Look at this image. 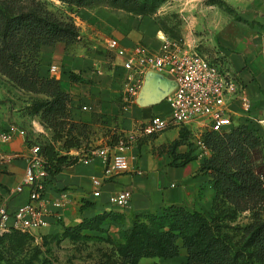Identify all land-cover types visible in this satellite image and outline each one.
Segmentation results:
<instances>
[{"label":"crops","instance_id":"crops-1","mask_svg":"<svg viewBox=\"0 0 264 264\" xmlns=\"http://www.w3.org/2000/svg\"><path fill=\"white\" fill-rule=\"evenodd\" d=\"M253 8L254 17L257 18L255 20L264 26V0H255ZM157 30L155 25H147L145 19H136L118 24L112 34L119 46L126 49L137 44L158 48L160 41ZM87 36L93 37V32ZM109 39L105 40V50L110 52L109 55L80 48L82 35L78 42L68 48L62 42L41 47V73L58 79L62 90L70 94L71 120L87 130L90 149L87 148V142L85 145L83 143L81 149H70L68 154L80 156L79 161L57 175L45 176L44 197L55 200L64 192L69 201L62 211L61 219L48 216V225L40 231L49 234L59 230L63 232L65 227H74L84 220L105 216L107 221L102 226L123 224L128 218L124 213L157 212L172 204L188 209L195 207L192 209L201 212L200 205L204 202L208 204L209 200L210 209L212 207V184L209 176L201 171V165L210 151H204L200 156L192 150L197 140L208 130L200 120L184 127L170 128L176 130L170 142L156 144L165 131L151 137H138L128 150L130 155L135 156L131 161V170L105 180L100 195L93 196L92 180L102 177L103 163L98 157H93L91 151L104 145H113L119 137L129 136L141 119H149L153 115L168 116L170 112L169 106L167 111L161 112V103L140 107L131 101L125 88V79L129 73L123 70L122 59L107 48ZM253 39L255 42L251 46L248 42ZM223 52L231 72L244 88L242 96L228 101L232 118L242 123L246 115L244 99L251 105V101L260 99L259 85L264 88V33H245L233 46L225 45ZM251 57H258L262 64L245 68V61L249 63ZM52 65L57 67L55 72L50 71ZM71 73L79 74L80 81H73ZM30 97L44 98L43 95L16 88L0 74V131L14 124L26 134L25 137L17 134L11 141L0 143V205H6L9 211H14L28 201V189L22 193H13L25 175L30 156L27 141L34 140L39 144L44 136L49 140L52 136L51 131L45 127L41 134L33 131L32 121L40 122V119L28 113ZM28 98L29 101H24ZM77 137L83 142L82 135L77 134ZM175 142L177 145L173 148ZM187 154L190 159L180 165L185 159L183 156ZM85 158L90 159L88 164L80 161ZM138 170H141V174L136 173ZM124 188L132 189L129 206L121 208L109 204V196ZM114 214H118V217H114Z\"/></svg>","mask_w":264,"mask_h":264},{"label":"trees","instance_id":"trees-1","mask_svg":"<svg viewBox=\"0 0 264 264\" xmlns=\"http://www.w3.org/2000/svg\"><path fill=\"white\" fill-rule=\"evenodd\" d=\"M59 1L86 8L101 0ZM79 38L74 20L52 10L43 0H0V74L16 88L44 96L36 101L35 115L52 133L49 143L40 144L44 168L51 176L79 161L80 156L68 152L82 148L77 134L83 127L71 120V97L62 90L60 81L42 75L41 47L62 42L68 48ZM70 77L80 81L79 74L71 73ZM33 110L31 103L28 113ZM201 138L210 151L201 171L209 176L214 192L211 213L172 204L157 213L136 214L130 235L119 246L125 263H139L142 258L172 260L180 255L182 247L186 257L181 264H264V139L245 121L222 131L207 130ZM183 157L180 165L190 159L189 154ZM243 213L249 214L250 222L241 227L244 242L236 247L220 222ZM138 216L155 227L149 228ZM105 221L107 216L87 219L65 227L63 233L100 230ZM12 233L22 232L3 233L0 240ZM251 248L256 252L254 257Z\"/></svg>","mask_w":264,"mask_h":264},{"label":"rangeland","instance_id":"rangeland-1","mask_svg":"<svg viewBox=\"0 0 264 264\" xmlns=\"http://www.w3.org/2000/svg\"><path fill=\"white\" fill-rule=\"evenodd\" d=\"M43 1L47 2L52 10L61 15L70 16L74 20L79 30L82 31L80 35H82L83 40L79 43L80 48L84 47L106 55H109L110 52L105 50V40L115 37L112 34L113 29L118 24L130 23L136 19H145L147 25H155L158 28L157 33L161 30L169 38L181 40L182 42L188 41L189 45L191 44L190 29L193 26L203 29L205 20L210 19L216 31L205 36L200 45L195 48L198 52L209 57L216 54L222 56L223 59L227 57L223 54L225 45L233 46L239 39H242L245 33L247 34L250 31L264 33V26L256 21L257 18L254 17L253 5L255 0H235L236 7L230 6L231 0H206V3L216 7L211 10H204L196 16L186 15L180 7V0H101L99 3L86 8H77L59 0ZM165 3L168 7L160 15H157V8ZM185 20H190V23L185 24ZM92 32L93 37H88V33L91 34ZM254 42L253 39L248 44L253 46ZM261 64L258 57H251L249 63L245 61V68L249 69V65L254 67V65L260 66ZM259 93L261 95L260 99L251 101L250 108L243 121L256 127L264 137V88L260 85ZM30 99V102L34 105L31 116H35V106L37 107L38 102L36 103V101L38 98L30 97ZM30 99H24V101ZM134 103L136 104V102ZM167 103L166 99L159 105L161 112L168 110ZM146 120L141 119L140 123ZM232 120L236 125V119L232 118ZM79 132L83 136L84 145L87 142V148L90 149V146H88L89 141H87L89 138L87 130L82 128ZM175 134V129L166 130L156 141V144L170 142ZM27 142L28 146L38 143L34 140ZM46 143H49V138L44 136L39 141V145ZM192 150L200 156L204 153V150L199 148L198 145L193 146ZM206 203L200 205V210L203 213L210 214L209 200L208 204ZM192 208L189 209L193 210ZM144 212L146 211L140 213ZM140 213H124L125 215H122L128 218L123 224L111 223L109 226L105 224L104 228L94 231L83 230L82 232L69 231L63 233L59 230L49 234L39 230L34 234L29 232L12 233L0 240V264H128L124 262L122 255L119 253V246L123 245L125 237L130 235L135 215ZM138 217L149 228L155 227L142 216ZM249 222V214L243 213L230 215L221 221L220 225L223 226L222 231L232 236L233 242L236 243L235 246L239 247L244 242L241 239L240 229ZM139 238L143 237L139 236ZM179 244L181 246L182 242L179 241ZM250 251L251 256H256L254 249L251 248ZM185 257L186 251L181 247L180 255L175 259L142 258L139 263L133 264H181Z\"/></svg>","mask_w":264,"mask_h":264},{"label":"built area","instance_id":"built-area-1","mask_svg":"<svg viewBox=\"0 0 264 264\" xmlns=\"http://www.w3.org/2000/svg\"><path fill=\"white\" fill-rule=\"evenodd\" d=\"M157 38L160 41L158 48L137 44L126 49L120 47L118 40L114 38L107 42V48L122 59V68L129 73L125 79V88L132 102L136 101L147 72L159 73L172 79L175 87L167 97L170 109L168 116L153 115L138 123L129 136L119 137L115 144L97 147L91 151V155L98 157L103 163L102 177L92 180L94 197L100 195L105 180L131 170V161L135 156L130 155L128 150L138 137H151L198 120L203 121L208 130L222 131L234 125L228 101L242 96L244 88L225 59L216 54L209 57L198 52L196 48L185 47V42L169 38L161 30L158 31ZM56 70L55 65L50 67V71ZM244 100L247 113L250 104ZM32 128L34 132H44V126L38 121H32ZM17 134L26 136L24 130L14 124L9 125L0 131V143L11 141ZM196 144L202 150L208 151L202 138ZM29 149L25 175L13 190V193H22L24 189H28V201L14 211H9L4 204L0 205V235L9 231L34 234L48 225V216L52 215L60 220L62 211L68 204L69 197L64 192L59 199L49 200L44 197V179L47 175L45 159L39 144H32ZM80 161L88 164L90 159ZM136 173L141 174V170ZM131 199L132 189L124 188L110 195L108 202L125 208L129 206Z\"/></svg>","mask_w":264,"mask_h":264},{"label":"water","instance_id":"water-1","mask_svg":"<svg viewBox=\"0 0 264 264\" xmlns=\"http://www.w3.org/2000/svg\"><path fill=\"white\" fill-rule=\"evenodd\" d=\"M174 87L172 79L159 73L147 72L135 102L140 107L158 105L167 99Z\"/></svg>","mask_w":264,"mask_h":264},{"label":"clouds","instance_id":"clouds-1","mask_svg":"<svg viewBox=\"0 0 264 264\" xmlns=\"http://www.w3.org/2000/svg\"><path fill=\"white\" fill-rule=\"evenodd\" d=\"M230 6L236 7L235 0H231ZM168 7L167 3L161 4L157 10L156 14L160 15L163 10ZM180 7L183 9L186 15L196 16L198 13H202L204 10H211L215 8V5L206 3V0H180ZM185 24L190 23V20H185ZM191 44L189 45L188 41H185V47L191 46L192 48L198 47L203 41L205 36L216 31L212 26L210 19L205 20V27L203 29L193 26L191 29Z\"/></svg>","mask_w":264,"mask_h":264}]
</instances>
